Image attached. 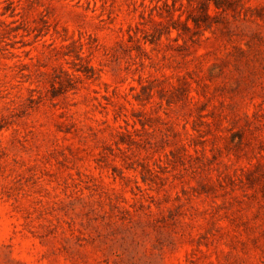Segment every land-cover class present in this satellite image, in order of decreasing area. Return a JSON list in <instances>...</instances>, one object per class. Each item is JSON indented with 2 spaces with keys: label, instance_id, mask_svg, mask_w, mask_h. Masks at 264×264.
Wrapping results in <instances>:
<instances>
[{
  "label": "rangeland",
  "instance_id": "obj_1",
  "mask_svg": "<svg viewBox=\"0 0 264 264\" xmlns=\"http://www.w3.org/2000/svg\"><path fill=\"white\" fill-rule=\"evenodd\" d=\"M0 264H264V0H0Z\"/></svg>",
  "mask_w": 264,
  "mask_h": 264
}]
</instances>
